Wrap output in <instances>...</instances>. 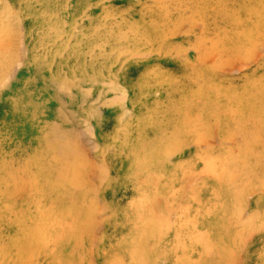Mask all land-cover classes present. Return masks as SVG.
I'll use <instances>...</instances> for the list:
<instances>
[{
	"label": "rangeland",
	"instance_id": "obj_1",
	"mask_svg": "<svg viewBox=\"0 0 264 264\" xmlns=\"http://www.w3.org/2000/svg\"><path fill=\"white\" fill-rule=\"evenodd\" d=\"M0 264H264V0H0Z\"/></svg>",
	"mask_w": 264,
	"mask_h": 264
}]
</instances>
